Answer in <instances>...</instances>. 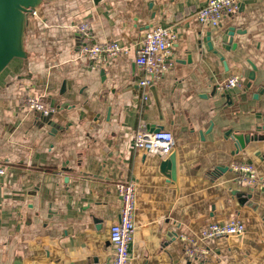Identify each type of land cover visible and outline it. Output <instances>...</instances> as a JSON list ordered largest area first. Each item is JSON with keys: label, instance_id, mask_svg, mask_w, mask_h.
<instances>
[{"label": "crops", "instance_id": "0c3cea01", "mask_svg": "<svg viewBox=\"0 0 264 264\" xmlns=\"http://www.w3.org/2000/svg\"><path fill=\"white\" fill-rule=\"evenodd\" d=\"M207 1L40 0L32 10L26 56L0 74V264H108L122 182L137 185L131 264H264V188L233 169L249 162L264 182V0H241L218 28L196 18ZM83 22L94 43L130 54L93 68L81 56ZM158 26L178 35L173 66L142 104L135 51ZM233 76L241 87L215 92ZM28 94L57 108L50 123L22 108ZM153 127L174 136L167 158L132 148L134 132ZM236 220L240 244L199 243L207 256L186 257L180 237Z\"/></svg>", "mask_w": 264, "mask_h": 264}, {"label": "built area", "instance_id": "2783aa9c", "mask_svg": "<svg viewBox=\"0 0 264 264\" xmlns=\"http://www.w3.org/2000/svg\"><path fill=\"white\" fill-rule=\"evenodd\" d=\"M241 0H208L196 14L197 20L208 27L218 28L225 17L236 14L240 10ZM35 14V13H34ZM81 38V56L95 69L107 68L115 60L128 56L131 49L118 42L94 43L93 29L89 22L78 26ZM178 41V35L172 28L155 27L145 35L142 45L135 51V62L140 67L141 77L137 83L140 92V101L145 104L149 101L151 90L172 68V51ZM242 86V78L233 76L215 87V92L225 95L229 91ZM23 109L36 113L42 117L55 114L58 110L51 106L44 96L28 94L23 102ZM175 147V139L171 132L160 130L153 132L141 128L134 132L132 148L142 150L147 154L164 159L169 157ZM238 174V182L254 187L260 182L256 168L253 164L245 162L233 166ZM6 175V169L0 164V182ZM120 197L121 208L118 220L110 229L109 240L113 247V256L108 264H131L132 255L130 247L137 232V185L135 182H122L116 185ZM245 225L239 221L228 223H212L201 232L196 240L187 236L180 237L185 243V255L188 259L201 261L207 256V249L199 243H207L222 238L244 236Z\"/></svg>", "mask_w": 264, "mask_h": 264}, {"label": "water", "instance_id": "95a60500", "mask_svg": "<svg viewBox=\"0 0 264 264\" xmlns=\"http://www.w3.org/2000/svg\"><path fill=\"white\" fill-rule=\"evenodd\" d=\"M100 1L102 0H94L96 4ZM39 3L40 0H0V74L15 58H24L26 56L22 48L24 25L29 14ZM233 34L231 33L230 36L232 37ZM209 40L210 35L208 36ZM209 47H212L211 43H209ZM231 47L233 49L237 47L236 44H233V38L230 39L226 48L230 50ZM255 71L256 67H254L253 72L245 74V77L248 80H254ZM102 74H104V71H102ZM245 86L250 87L249 83L245 84ZM53 115L42 117V119L46 123H50ZM160 130L162 129L157 127L151 129L153 132ZM237 139L238 143L242 146L245 145L244 138ZM166 162L164 161L165 166L168 165ZM232 240L238 245L242 241V237H233Z\"/></svg>", "mask_w": 264, "mask_h": 264}]
</instances>
